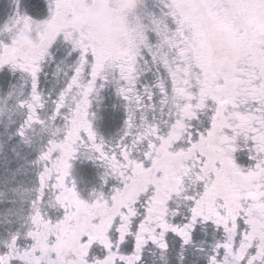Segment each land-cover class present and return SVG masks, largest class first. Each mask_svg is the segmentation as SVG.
<instances>
[{
	"label": "snow or ice",
	"instance_id": "1",
	"mask_svg": "<svg viewBox=\"0 0 264 264\" xmlns=\"http://www.w3.org/2000/svg\"><path fill=\"white\" fill-rule=\"evenodd\" d=\"M0 264H264V0H0Z\"/></svg>",
	"mask_w": 264,
	"mask_h": 264
}]
</instances>
